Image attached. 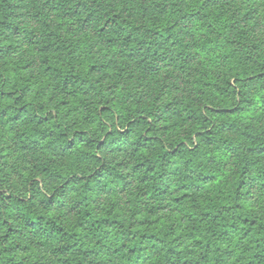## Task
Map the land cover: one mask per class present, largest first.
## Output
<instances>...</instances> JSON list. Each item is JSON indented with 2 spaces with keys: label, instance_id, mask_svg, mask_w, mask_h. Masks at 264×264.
I'll return each instance as SVG.
<instances>
[{
  "label": "trees",
  "instance_id": "trees-1",
  "mask_svg": "<svg viewBox=\"0 0 264 264\" xmlns=\"http://www.w3.org/2000/svg\"><path fill=\"white\" fill-rule=\"evenodd\" d=\"M0 264H264V0H0Z\"/></svg>",
  "mask_w": 264,
  "mask_h": 264
},
{
  "label": "rangeland",
  "instance_id": "rangeland-1",
  "mask_svg": "<svg viewBox=\"0 0 264 264\" xmlns=\"http://www.w3.org/2000/svg\"><path fill=\"white\" fill-rule=\"evenodd\" d=\"M222 162V161H221ZM223 162H224V160H223Z\"/></svg>",
  "mask_w": 264,
  "mask_h": 264
}]
</instances>
